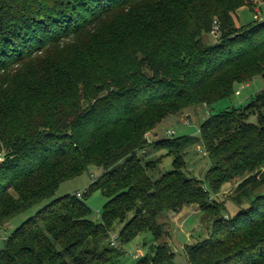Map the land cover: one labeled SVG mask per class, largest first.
Wrapping results in <instances>:
<instances>
[{
    "label": "trees",
    "instance_id": "trees-1",
    "mask_svg": "<svg viewBox=\"0 0 264 264\" xmlns=\"http://www.w3.org/2000/svg\"><path fill=\"white\" fill-rule=\"evenodd\" d=\"M252 1L0 0V73L38 52L54 49L60 57L72 47L78 68H65L70 100L64 87L39 99H0V229L91 165L103 172L84 198L95 190L108 198L97 223L83 194L52 199L9 234L0 264H117L123 244L148 230L160 239V215L191 203L204 220L214 218L209 237L185 246L189 264H264V89L244 108L210 115L195 138L210 158L205 178L214 192L239 178L230 196L234 214L225 216V203L182 169L181 152L194 138L153 142L175 157L174 168L157 179L149 173L157 160L138 156L150 144L147 132L167 115L210 105L264 73V18L237 27L232 14ZM123 18L127 27L100 38L110 21ZM215 18L219 42L206 43ZM21 112L27 118L14 129ZM252 114L258 123L249 121ZM136 264L177 263L170 246L157 243Z\"/></svg>",
    "mask_w": 264,
    "mask_h": 264
},
{
    "label": "rangeland",
    "instance_id": "rangeland-1",
    "mask_svg": "<svg viewBox=\"0 0 264 264\" xmlns=\"http://www.w3.org/2000/svg\"><path fill=\"white\" fill-rule=\"evenodd\" d=\"M235 25L237 27L243 24H248L254 19L261 20L264 18V0H253L251 4L246 5L232 13ZM126 18L118 21H110L106 27L103 28L101 39L108 36L109 28L114 30L127 27L123 24ZM115 22H118L117 24ZM116 24V25H115ZM214 24H217L215 18ZM115 25V26H114ZM109 30V31H108ZM105 32V33H104ZM107 34V35H106ZM138 31V35H139ZM147 36H150L147 34ZM220 33L218 30H213L212 33H204L203 40L206 43L215 44L219 42ZM100 39V40H101ZM99 40V39H97ZM71 43V40L66 41ZM136 44L142 42L139 36L135 39ZM135 45H132V48ZM74 48H69L68 51L59 57L54 53V49L48 50V53L43 51L34 54L32 57L24 60L21 63L14 64L0 73V99L7 97V94L32 96L34 99H39L40 96L56 94V90L64 87L70 88L67 72L76 71V61L70 60ZM66 52V53H65ZM62 61V69L58 65ZM66 68V69H65ZM62 71V72H61ZM77 76V75H76ZM264 89V73L257 74L252 80L243 83H236L234 85V93L230 96L223 97L217 101L207 105L202 103L198 106H188L183 111L167 115L153 129L147 132V138L150 144L144 150L138 152V156L144 161L157 160L156 168L150 171L153 179H157L166 172L174 168V155L169 153L167 147H155L153 142L162 139H177L184 136L192 138L200 137V126L210 115L217 114L221 111L232 108H244L251 99L261 90ZM65 96L70 100L72 99L71 89L65 90ZM49 97V96H48ZM93 98V97H92ZM90 98L92 101L94 99ZM6 109L2 110L4 113ZM264 111V110H263ZM16 114V113H15ZM4 115L0 114V121L4 120ZM16 117L12 120L14 129L17 125L22 124V120L26 117L23 112L17 113ZM27 118V117H26ZM258 114H252L249 121L258 123ZM4 120L3 122H5ZM173 131V134L169 132ZM5 133L3 128L0 127V134ZM196 140V139H195ZM2 153L0 154V162H2ZM182 164L181 167L188 176H193L204 181V187L209 191L212 200L217 202H224L226 209L224 215H232L238 210V206L233 204L230 196L234 193L235 186L239 178L236 177L229 182H224L214 192V189L208 179L205 178L207 170L210 168L211 161L205 150L203 143L200 140L194 141L182 150ZM103 172V168L91 165L88 171L83 174L66 179L62 181L52 196L41 202L33 205L32 207L17 213L10 217L4 227L0 229V249L5 247V241L9 234L19 226L28 217L34 215L40 208L45 206L54 198L62 197L65 195L73 196L83 194L86 204L91 209L89 218L94 222L101 221V213L107 201V197L101 190H95L84 198L89 184ZM211 200V201H212ZM215 202V201H214ZM132 214H129V216ZM204 213L199 208L198 204L191 203L182 207L179 212L165 211L158 219L163 223L165 234L160 239H155L151 231H143L130 241L123 244L124 253L121 255L117 264H136L137 258L150 250L153 244L165 243L170 246V249L175 252V261L177 264H189L185 246L194 244L210 236L212 231L213 217L207 220L203 219ZM123 223H116V226L111 233V239L116 238L114 246H120L119 231Z\"/></svg>",
    "mask_w": 264,
    "mask_h": 264
},
{
    "label": "built area",
    "instance_id": "built-area-1",
    "mask_svg": "<svg viewBox=\"0 0 264 264\" xmlns=\"http://www.w3.org/2000/svg\"><path fill=\"white\" fill-rule=\"evenodd\" d=\"M217 28H218V26H217V24H215V25H214V30H215V29L217 30ZM169 134H173V131L169 132ZM78 195H80V194H78ZM116 238H117V236H116V237L114 236V238L111 239V240H112V244L115 243Z\"/></svg>",
    "mask_w": 264,
    "mask_h": 264
}]
</instances>
